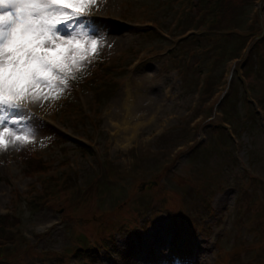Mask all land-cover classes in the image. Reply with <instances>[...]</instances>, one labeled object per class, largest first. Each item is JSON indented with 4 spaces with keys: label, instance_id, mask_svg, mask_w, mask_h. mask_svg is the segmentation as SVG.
<instances>
[{
    "label": "rangeland",
    "instance_id": "374dc122",
    "mask_svg": "<svg viewBox=\"0 0 264 264\" xmlns=\"http://www.w3.org/2000/svg\"><path fill=\"white\" fill-rule=\"evenodd\" d=\"M195 3L90 6L73 109L29 104L57 133L0 152V264H264V0H224L215 24ZM232 28L247 48L211 69ZM117 214L114 243L80 259Z\"/></svg>",
    "mask_w": 264,
    "mask_h": 264
},
{
    "label": "snow or ice",
    "instance_id": "6c2138e0",
    "mask_svg": "<svg viewBox=\"0 0 264 264\" xmlns=\"http://www.w3.org/2000/svg\"><path fill=\"white\" fill-rule=\"evenodd\" d=\"M96 2L0 0V152L34 142L29 104L55 102L83 78L98 53V34L85 22Z\"/></svg>",
    "mask_w": 264,
    "mask_h": 264
},
{
    "label": "trees",
    "instance_id": "16d2710c",
    "mask_svg": "<svg viewBox=\"0 0 264 264\" xmlns=\"http://www.w3.org/2000/svg\"><path fill=\"white\" fill-rule=\"evenodd\" d=\"M195 1H196V3L194 4L195 6H199L200 5L202 7V9H205L202 12V15H203L201 17L202 21H204V19H205L208 22H211V24H213V23L215 24V21H218L219 18L223 15V13H225V8L226 7L223 8V7L218 6L219 4L221 5L224 0H195ZM190 10H191V7L189 8V12H190ZM197 11L199 12L200 10L198 9ZM190 27L191 26L188 25L187 28H190ZM194 27H196V29H198L201 26H194ZM214 29H216V28H213L210 25H206L205 28H204V30H201V36L200 37L204 38L205 40L206 39L214 40V38L211 37V35L209 34V32L212 31V30H214ZM190 31L193 32L194 29L193 30H190ZM218 32H220V34H222L221 30H219ZM226 32H229V33H227L226 35H223V38H224V41L225 42L227 41V42L230 43V36H233L236 39L231 42L232 46L230 48H227L225 52H221L220 53V50H219V48L217 46L216 47H212L214 49V51H212L213 57L211 58L210 64L208 63L211 66L210 67L211 69H213L214 67H217V60H220L219 61V64H218L219 67L220 68L221 67L222 68H225V66H226L225 64H227V62L238 60V58L242 55V51L245 48H247L248 40L246 38H244V34H242L241 31H239L236 28H232V29H229V30L226 29ZM220 38H221V35H220ZM195 40L198 42V41L201 40V38H196ZM228 45H230V44H228ZM212 85L214 87V83ZM203 87H204L203 92H205L207 90V84L205 83ZM212 92H213V90H211L210 95L212 94ZM226 122L228 124L231 123V122H228L227 120H226ZM40 126H42V125H40ZM43 128H45V129L47 128L52 133L55 132V130H53V128L44 127V126H43ZM116 218L118 219L117 222H116V226H113L112 225L113 224V221H111V222H109L107 224V226L105 227V229L102 231L103 232L102 233L103 235L100 238V244H98L99 245L98 248L102 249L103 247H101V246H103V245L105 246V241H107L108 239L111 240V235L113 233H110V229H112V228L115 227L117 229L116 231H120L121 228H124V226H119V224L121 223V220H120L121 219V216L119 218V216L117 214L116 215ZM5 221H6V218L0 216V238H1L0 241H2V238H4L3 237V235H4V227H5V224H7V222H5ZM126 222H127L126 223V226H129V223H128L127 220H126ZM188 234L191 235L189 232H188ZM84 251L87 253V255H86V257H87L88 255H90L92 253L91 252L92 251V248L91 247L89 249L84 248Z\"/></svg>",
    "mask_w": 264,
    "mask_h": 264
}]
</instances>
